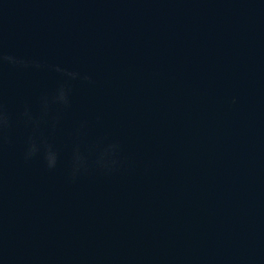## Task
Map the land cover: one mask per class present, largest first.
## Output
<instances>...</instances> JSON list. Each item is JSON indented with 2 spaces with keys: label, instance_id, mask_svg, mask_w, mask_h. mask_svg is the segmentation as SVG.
<instances>
[{
  "label": "water",
  "instance_id": "95a60500",
  "mask_svg": "<svg viewBox=\"0 0 264 264\" xmlns=\"http://www.w3.org/2000/svg\"><path fill=\"white\" fill-rule=\"evenodd\" d=\"M0 264H264V0H0Z\"/></svg>",
  "mask_w": 264,
  "mask_h": 264
}]
</instances>
